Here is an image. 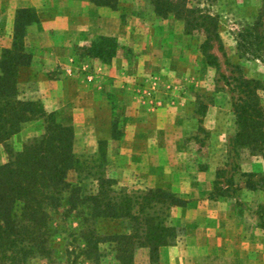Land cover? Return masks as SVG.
I'll return each mask as SVG.
<instances>
[{"label":"rangeland","instance_id":"obj_1","mask_svg":"<svg viewBox=\"0 0 264 264\" xmlns=\"http://www.w3.org/2000/svg\"><path fill=\"white\" fill-rule=\"evenodd\" d=\"M96 1L120 11L117 54L109 62L86 54L94 38L72 45L69 63L77 74L64 87L66 102L56 112L59 121L73 125L75 150L93 166L83 185L96 186L95 174L103 171L116 179L117 189L162 187L186 199V205L166 210L178 236L161 247V262L256 264L259 259L264 264V240L258 236L264 230V146L233 143L239 93L230 64H240L246 76L264 84V61L239 48L240 32L257 19L264 0H190L219 15L223 48L216 44L211 49L218 65L209 63L202 50L203 33L187 32L175 15H158L150 0ZM7 32L0 30V57ZM56 73L53 69L51 76ZM31 76L30 69L22 68L21 96L43 102L29 84ZM261 95L264 105V89ZM44 130L43 118L31 120L10 144L21 150ZM101 139L107 140L104 167L96 164ZM9 156L0 143V164ZM70 177L76 180L77 173ZM50 227L51 256L37 257L34 264H118L108 241L100 243L101 261L87 258L86 225L75 213L65 214L63 206L52 209ZM94 227L108 235L129 231L130 222L99 218ZM135 264L157 263L148 247H138Z\"/></svg>","mask_w":264,"mask_h":264},{"label":"trees","instance_id":"obj_2","mask_svg":"<svg viewBox=\"0 0 264 264\" xmlns=\"http://www.w3.org/2000/svg\"><path fill=\"white\" fill-rule=\"evenodd\" d=\"M150 2L158 15L182 19L187 32L203 33L201 47L208 62L219 64L218 57L211 52L216 44L223 48L218 14L192 5L190 0ZM37 20L34 8L18 10L12 46L4 48L0 57V143L10 153L8 160L0 164V264H34L37 257H50L52 209L62 206L65 214L75 213L86 225L82 234L87 258L101 261L104 254L100 243L108 241L114 244L118 264H135L138 247L149 248L151 261L167 264L160 261V249L173 244L178 231L168 222L166 210L184 206L187 200L162 187L138 192L117 189L116 179L103 171L95 174L96 186L85 187L83 181L93 166L75 150L73 125L59 121L56 113L47 111L41 101L21 96V71L32 60L25 38L28 26ZM118 47L116 37L102 35L86 48V54L109 62L116 56ZM239 48L264 61V5L257 19L240 32ZM230 64L237 73L232 79L239 93L235 103L238 130L233 143L237 147H262L264 84L259 78L246 76L240 64L232 61ZM36 118L44 119V132L27 140L21 150L14 151L10 139L25 123ZM106 143L107 140H100V155L96 159L99 167H104L107 161ZM72 172L77 173L76 180L71 179ZM99 218L128 219L130 230L101 235L94 227V221Z\"/></svg>","mask_w":264,"mask_h":264},{"label":"crops","instance_id":"obj_3","mask_svg":"<svg viewBox=\"0 0 264 264\" xmlns=\"http://www.w3.org/2000/svg\"><path fill=\"white\" fill-rule=\"evenodd\" d=\"M22 8H34L38 14V20L28 26L25 38L26 49L32 55L30 64L25 66L32 72L29 84L40 93L46 110L56 113L66 102L64 87L77 74L69 63V59H74L71 46L84 45L88 39L102 35L117 37L120 29L115 30V26L120 25V11L107 1L0 0V30L10 31L4 33L3 48L12 46L16 15ZM53 69L57 71L54 77ZM259 234L264 240V230ZM255 260L256 264L260 261Z\"/></svg>","mask_w":264,"mask_h":264}]
</instances>
